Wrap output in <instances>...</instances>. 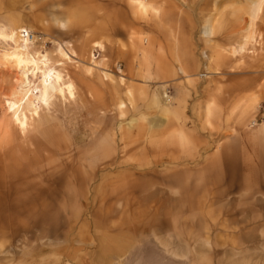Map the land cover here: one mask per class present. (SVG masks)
<instances>
[{
    "label": "rangeland",
    "instance_id": "rangeland-1",
    "mask_svg": "<svg viewBox=\"0 0 264 264\" xmlns=\"http://www.w3.org/2000/svg\"><path fill=\"white\" fill-rule=\"evenodd\" d=\"M253 1L0 0V31L28 28L39 62L21 85L0 37V264H264V188L240 137L264 119L242 128L264 105ZM200 197L213 205L183 212Z\"/></svg>",
    "mask_w": 264,
    "mask_h": 264
},
{
    "label": "crops",
    "instance_id": "crops-1",
    "mask_svg": "<svg viewBox=\"0 0 264 264\" xmlns=\"http://www.w3.org/2000/svg\"><path fill=\"white\" fill-rule=\"evenodd\" d=\"M114 1L115 0H109L110 3H113ZM254 1H253V3H254ZM253 3L250 5V10H247L246 11V13L249 15V17H250V12H251V9H252L251 7H252V5H254ZM145 4L146 5H150V3H145ZM261 4H262L261 5V9L257 12L256 17L254 19H256L258 17L259 13L261 12V10L263 8V5H264V0L262 1ZM155 9L158 10V8H155ZM250 19H251V17H250ZM254 19L251 20V21L254 22ZM215 21H216V18L215 19H211L210 23L208 24V33H209V35H212L214 33V29L217 26V24H215L216 23ZM210 28L212 29V32L211 33L209 32ZM247 37L248 38H246L245 43L248 42L249 37H251V32L248 33ZM96 42H99L100 44H103L102 41H100V40H96L95 43ZM244 46L245 45H243L241 48H243ZM102 47H103V45H102ZM102 47H100V48H102ZM180 69L183 70V68H180ZM246 86H243L242 87V92H243L242 93V96L243 97L246 95V93H248V92H246ZM254 105H256V108H254ZM254 105H253V109H252L251 113H249L247 116H243L242 117V118H244L241 121L242 128H243L244 124L249 121L250 118H253L255 116V119H258L262 114L264 115V105L261 104L260 107L258 106L259 104H254ZM197 113H198V110H196V114H194V119L195 120L202 118L200 116V113H198V114ZM255 119H253V120H255ZM252 122L251 123L249 122V124H251V126H250L251 127V130L242 129L240 131V133H241V136L240 137L242 139H244V142L242 141V148H241V150H242V153H246L247 155L253 154L255 156V158H253V159H248V162L249 163H252V164L249 165L248 167H246V170L247 171H253V172H255V175H253V176H251V174H250V179L251 180L255 179L256 186L264 188V119H262V121H260V122H259V119H258V121L256 122V124H253ZM199 133H201V136H203V137L204 136H209V134L207 135L206 133L201 132L200 129H199ZM229 138H232V137H229ZM246 164H248V163H246ZM242 169H243V166H242ZM226 184H228L230 186V188L231 187H236V186L241 187V188L243 187V184L242 183H235L233 181H230V182H228ZM226 184H222V185H226ZM211 188H212V186H211ZM15 191H17V190H15ZM15 191H12V192H9L8 191V193L10 195H12L13 193L15 194ZM210 195H211V193H210ZM212 202L213 201L211 199H207V198H204V197L201 198L200 197V198H196V199H194L192 201H188V202L183 201V203H182V205H183L182 206V209H183V212H184V209L185 208L188 209V211H186V212H190L189 211V209H190L189 206L192 205V208H193L192 210H196V209L197 210H201V209L204 210V209L207 208L208 203H212ZM228 202H229L228 204L230 205V204L235 203V200L231 199ZM211 205H213V203ZM175 209L176 208H172L171 210H175ZM214 212H215V209L212 208V209H209L208 214L211 217H213L214 216L213 215ZM197 219L200 221V219H204V218L201 217V216H199V218H197ZM164 223L165 222H160L159 225L160 226L161 225H165ZM209 235H210V238H211L212 233L210 232ZM212 244H213V242L208 244L209 251H213L215 249V247H213ZM231 254H232V257H233L234 254L233 253H231Z\"/></svg>",
    "mask_w": 264,
    "mask_h": 264
},
{
    "label": "bare ground",
    "instance_id": "bare-ground-1",
    "mask_svg": "<svg viewBox=\"0 0 264 264\" xmlns=\"http://www.w3.org/2000/svg\"><path fill=\"white\" fill-rule=\"evenodd\" d=\"M258 1V0H257ZM260 3V2H259ZM261 9V8H260ZM252 16H253V14H252ZM253 19H254V17H252ZM4 30V29H3ZM30 30L28 29V28H26V27H23V26H20V27H17L16 29H13V28H10V29H8V31L7 32H5L4 33V31H0V37H2L3 39H13V40H15V43H16V45H15V47H14V49H13V51H11V52H8V53H5L4 54V60H5V62L7 63V64H9L10 66H12V67H14L15 69H16V71H17V74H19V81H20V84L21 85H29L30 83H31V81L28 79L29 77H28V73L30 72V70L32 71V70H35V65H36V70H37V65H38V63H37V61H35V59H34V57H31V56H29L28 55V53L26 52V49H27V46H28V43H29V40H31L30 39V37H31V34H30ZM209 32L211 33L212 32V29L210 28V30H209ZM33 40H34V38H35V36H32L31 37ZM1 39V38H0ZM32 42V41H31ZM97 44V43H96ZM97 47L99 46V44L98 45H96ZM5 52V51H4ZM3 52V53H4ZM30 54V53H29ZM33 56V55H32ZM36 57V56H35ZM44 62V61H43ZM43 62H40V63H43ZM43 65H44V63H43ZM44 69V68H43ZM46 71H45V73H47L46 74V76H45V82H47L48 83V81H50L52 78H55V73L52 71V69H45ZM42 71V70H41ZM52 72H53V74H52ZM37 73V72H36ZM41 74V73H40ZM54 76V77H53ZM42 80V79H41ZM40 81V80H39ZM40 83H42V81L40 82ZM44 83V82H43ZM49 84V83H48ZM31 85V84H30ZM41 85H43V84H41ZM25 88V87H24ZM44 88V87H43ZM58 88H57V86L54 84L53 86H51V85H46L45 86V90L47 91V93L48 94H52L55 90H57ZM60 89V88H59ZM43 90V89H42ZM44 92V91H43ZM19 115V114H18ZM25 115V114H24ZM27 116V115H26ZM17 122H18V120H20V118L18 117V118H16L15 119ZM190 209V211H192V205L189 207ZM166 240V239H165ZM169 240H167V242H168ZM175 243V242H174ZM221 243V242H220ZM222 244V243H221ZM173 245V244H172ZM175 246V245H174ZM176 247V246H175ZM178 247V246H177ZM176 247V248H177ZM152 248V247H151ZM180 248V247H179ZM154 250V249H153ZM152 250V251H153ZM152 251H150V252H152ZM198 251H200V252H205V251H208V245L207 244H201V246H200V249H198ZM149 252V253H150ZM147 253V252H146ZM136 254V253H135ZM154 254V253H153ZM159 254V253H158ZM174 254V253H173ZM182 254H184L183 252H181V254L178 252V255H182ZM157 255V254H156ZM155 255V256H156ZM150 256V255H149ZM152 256V255H151ZM159 256V255H158ZM157 256V257H158ZM139 257V256H138ZM154 257V256H153ZM162 257L163 256H161V259H162ZM135 258V257H134ZM155 258V257H154ZM164 258V257H163ZM178 258V257H177ZM186 258V257H185ZM247 258V257H246ZM132 259H133V257H132ZM141 259V258H140ZM157 259V258H156ZM156 259H154V260H156ZM166 259V258H165ZM169 259V258H168ZM245 259V258H244ZM135 260V259H134ZM134 260H133V262H134ZM150 260V259H149ZM164 260V259H163ZM162 260V261H163ZM173 260V259H172ZM171 260V261H172ZM183 260V259H182ZM139 261V260H138ZM141 261V260H140ZM140 261H139V263H140ZM148 261V260H147ZM161 261V260H160ZM238 261V260H237ZM236 261V259H234V263H232L233 262V260H231V262H230V264H236L235 262H237ZM143 262H145V261H143ZM158 262V261H157ZM185 262H187V260L186 261H178V262H170V263H174V264H187V263H185ZM156 263V262H155ZM154 263V264H155ZM164 263H165V261H164ZM141 264H143V263H141ZM144 264H147V263H144ZM161 264V263H160ZM167 264V263H166ZM190 264V263H189Z\"/></svg>",
    "mask_w": 264,
    "mask_h": 264
}]
</instances>
